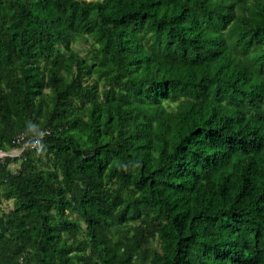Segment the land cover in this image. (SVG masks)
<instances>
[{"label":"trees","instance_id":"1","mask_svg":"<svg viewBox=\"0 0 264 264\" xmlns=\"http://www.w3.org/2000/svg\"><path fill=\"white\" fill-rule=\"evenodd\" d=\"M20 147L0 264H264V0H0Z\"/></svg>","mask_w":264,"mask_h":264},{"label":"rangeland","instance_id":"2","mask_svg":"<svg viewBox=\"0 0 264 264\" xmlns=\"http://www.w3.org/2000/svg\"><path fill=\"white\" fill-rule=\"evenodd\" d=\"M73 45H74V47L78 50V52L82 56L88 55V53L90 54V51H89L90 43H89V41L88 42H82V43L73 42ZM93 59H91V60H93ZM89 60H90V58H89ZM92 76H93V74H92ZM21 149H22V147H20V148H14V149H12V150H10L8 152L11 155H13V156L14 155H17V154L19 155V153L21 152ZM3 204H4L5 207H11V202L10 201L9 202L5 201Z\"/></svg>","mask_w":264,"mask_h":264},{"label":"built area","instance_id":"3","mask_svg":"<svg viewBox=\"0 0 264 264\" xmlns=\"http://www.w3.org/2000/svg\"><path fill=\"white\" fill-rule=\"evenodd\" d=\"M23 140V135H19V136H17V138H16V142H20V141H22ZM26 143H28V142H26ZM37 143V141H35V142H32V143H30V144H32L31 146H34L35 144ZM7 155H11L9 152H5V151H3L2 149H0V159H2L3 157H5V156H7Z\"/></svg>","mask_w":264,"mask_h":264}]
</instances>
